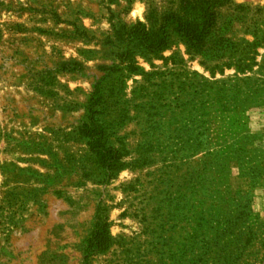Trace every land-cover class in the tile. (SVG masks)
<instances>
[{
    "label": "rangeland",
    "instance_id": "1",
    "mask_svg": "<svg viewBox=\"0 0 264 264\" xmlns=\"http://www.w3.org/2000/svg\"><path fill=\"white\" fill-rule=\"evenodd\" d=\"M0 0V264H264V0Z\"/></svg>",
    "mask_w": 264,
    "mask_h": 264
},
{
    "label": "trees",
    "instance_id": "2",
    "mask_svg": "<svg viewBox=\"0 0 264 264\" xmlns=\"http://www.w3.org/2000/svg\"><path fill=\"white\" fill-rule=\"evenodd\" d=\"M204 7L201 9V17L197 21L184 19L172 15L175 20V30L184 35L197 48L203 46L208 35L217 24L216 12L214 10L215 0H203Z\"/></svg>",
    "mask_w": 264,
    "mask_h": 264
}]
</instances>
